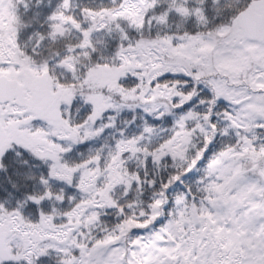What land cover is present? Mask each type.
<instances>
[{
	"label": "snow or ice",
	"instance_id": "1",
	"mask_svg": "<svg viewBox=\"0 0 264 264\" xmlns=\"http://www.w3.org/2000/svg\"><path fill=\"white\" fill-rule=\"evenodd\" d=\"M0 264H264V0H0Z\"/></svg>",
	"mask_w": 264,
	"mask_h": 264
}]
</instances>
